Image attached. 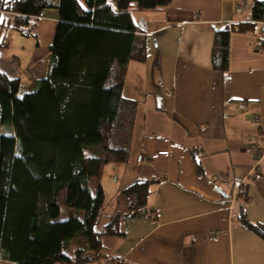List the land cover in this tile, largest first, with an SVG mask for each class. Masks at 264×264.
<instances>
[{"label":"crops","instance_id":"0c3cea01","mask_svg":"<svg viewBox=\"0 0 264 264\" xmlns=\"http://www.w3.org/2000/svg\"><path fill=\"white\" fill-rule=\"evenodd\" d=\"M257 1L264 0H173L165 10L132 12L147 57L128 65L123 95L137 103L136 118L128 162L104 169L105 206L138 180L157 182L147 207L124 217L125 236L113 237L111 257L131 264H264V239L242 223L245 216L264 226V158L249 177L252 146L264 152V24L231 35L226 71L212 63L215 28L245 22ZM241 2L248 9L238 14ZM57 14L40 19L48 41ZM116 201L102 219L112 217Z\"/></svg>","mask_w":264,"mask_h":264},{"label":"trees","instance_id":"16d2710c","mask_svg":"<svg viewBox=\"0 0 264 264\" xmlns=\"http://www.w3.org/2000/svg\"><path fill=\"white\" fill-rule=\"evenodd\" d=\"M172 1L0 0V30L5 15L27 35L46 10L59 18L45 76L31 91L22 92L20 78L0 71V262L124 264L106 255L103 240L125 236L124 217L147 207L157 181L122 189L102 225L101 178L107 165L129 160L137 103L123 88L128 65L147 57V38L132 12L165 10ZM259 23L264 1L245 22L215 28L216 70L228 69L231 35L253 33ZM5 47L0 43V56ZM62 208L73 211L61 219ZM242 223L264 239L263 225L245 216Z\"/></svg>","mask_w":264,"mask_h":264},{"label":"rangeland","instance_id":"374dc122","mask_svg":"<svg viewBox=\"0 0 264 264\" xmlns=\"http://www.w3.org/2000/svg\"><path fill=\"white\" fill-rule=\"evenodd\" d=\"M54 12L56 14L58 13L56 10H46L43 15L45 13ZM43 15L41 18L44 17ZM9 19H11L9 15L4 16L3 23L6 24V26L2 27L0 30V43L6 45V47L2 49L0 56V71L11 77L20 78L22 92L25 93L31 91L36 79L45 76L49 45L51 41L46 40L45 36L41 37L40 20L33 29V33L37 35L36 38L32 35L33 33L27 35L17 31L13 25L10 24ZM113 201L114 202L110 208L109 203L107 202L105 206V210H107L106 212L110 211V213H112L116 199L114 198ZM69 211L73 210L62 208L61 219L67 218ZM110 213L105 215L101 224L109 222L110 219H108V216H110ZM113 240L114 238H105L103 240L104 251L108 256L116 255L114 253L116 246L111 242ZM0 264L10 263L0 262Z\"/></svg>","mask_w":264,"mask_h":264},{"label":"built area","instance_id":"2783aa9c","mask_svg":"<svg viewBox=\"0 0 264 264\" xmlns=\"http://www.w3.org/2000/svg\"><path fill=\"white\" fill-rule=\"evenodd\" d=\"M246 9H248V6L246 5V2H241L237 5L236 7V11L238 14H242L246 11ZM252 150L254 151L255 154V160H254V166L253 169L250 171L249 173V177H255L259 171H261V165H262V161L264 158V152L261 150V147L258 145H253L252 146ZM217 181H221L222 178L220 176H216L215 177ZM237 194L233 196V200H236L237 198ZM126 259L123 258V262L124 264H131V263H127L128 261H125ZM109 264V263H108Z\"/></svg>","mask_w":264,"mask_h":264}]
</instances>
